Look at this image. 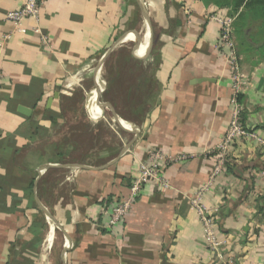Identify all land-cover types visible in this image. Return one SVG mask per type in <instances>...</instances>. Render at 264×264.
I'll list each match as a JSON object with an SVG mask.
<instances>
[{
    "label": "crops",
    "instance_id": "1",
    "mask_svg": "<svg viewBox=\"0 0 264 264\" xmlns=\"http://www.w3.org/2000/svg\"><path fill=\"white\" fill-rule=\"evenodd\" d=\"M22 1L0 0V264H215L189 199L209 177L232 111L218 25L206 15L226 10L202 0H45L38 21L26 18L17 32L6 13ZM125 45L158 87L138 123L104 99L106 62ZM239 59L244 123L264 134V56L239 51ZM90 78L100 81L93 102ZM78 120L93 133L78 131L58 157L65 127ZM150 149L186 157L165 166L167 188L143 184L109 227L97 205L126 196ZM228 159L203 201L218 207L217 235L229 238L235 263L264 264V154L244 138ZM60 171L74 181L63 183Z\"/></svg>",
    "mask_w": 264,
    "mask_h": 264
},
{
    "label": "built area",
    "instance_id": "2",
    "mask_svg": "<svg viewBox=\"0 0 264 264\" xmlns=\"http://www.w3.org/2000/svg\"><path fill=\"white\" fill-rule=\"evenodd\" d=\"M45 0H23L22 4L6 13V18L11 21L13 30L20 32L23 30L22 23L26 18H32L38 21L39 9ZM186 2L187 0H175ZM186 21L190 23V9H185ZM209 21L218 25V37L214 43L215 49L223 56L228 66L231 77V96L232 104L231 116L227 127L220 138V141L213 149V164L207 181L199 187L190 197V207L197 214L204 234V244L211 254L212 262L215 264H236L233 257L228 254L229 238H220L216 231V215L218 207L206 204L203 201L204 194L211 189L217 177L226 170V162L232 146L244 138L252 139L257 143V147L261 154H264V134L258 132L257 129H250L242 122L241 114L244 111L242 103L237 100L238 94H243L247 88L248 80L240 66V59L236 51V42L234 37V18L224 13L221 9L214 8L206 14ZM10 37L6 34L3 40ZM43 44H46V37L41 36ZM3 43V42H2ZM0 43V47L2 46ZM99 84L96 85L98 88ZM95 93V89L93 94ZM129 151L125 148L124 152ZM186 156H170L157 149H150L147 152L145 160L139 161L135 169V174L130 181L128 193L121 200H110L98 204L100 214L108 216L109 227L115 226L122 222L130 213V210L138 198L143 184L150 181L159 185V187L167 188L169 186L168 179L164 176V168L169 162L184 159ZM73 175L62 174L61 180L74 181ZM264 256V255H263ZM264 258V257H263Z\"/></svg>",
    "mask_w": 264,
    "mask_h": 264
},
{
    "label": "trees",
    "instance_id": "3",
    "mask_svg": "<svg viewBox=\"0 0 264 264\" xmlns=\"http://www.w3.org/2000/svg\"><path fill=\"white\" fill-rule=\"evenodd\" d=\"M202 1L224 8L227 14L234 18V37L237 41L236 51L238 56L239 51L257 52L264 56V0ZM106 69L107 89L104 99L124 119L138 123L149 111L151 102L156 97L158 87L154 75L147 72L148 68L141 60L134 58L128 48H121L118 52L112 53L106 62ZM242 97L241 93L237 95V100L240 103ZM75 98L80 99L81 96L77 94ZM69 109L73 108L69 107ZM79 109L80 107L76 108L73 113L79 114ZM243 113L244 111L241 114L242 122H244ZM89 125V123H84L81 120L69 122L68 126L65 127L68 133L67 139L58 144L57 156L67 158L69 149H66L65 146L69 144L66 141L74 140L78 131L91 135L94 127L90 125V128ZM99 133L103 134L102 130L97 128V134L99 135ZM229 161L227 159L226 169L230 166ZM232 169H236V165H233ZM61 172L57 173L58 179L62 175ZM121 199L107 197L103 202Z\"/></svg>",
    "mask_w": 264,
    "mask_h": 264
},
{
    "label": "rangeland",
    "instance_id": "4",
    "mask_svg": "<svg viewBox=\"0 0 264 264\" xmlns=\"http://www.w3.org/2000/svg\"><path fill=\"white\" fill-rule=\"evenodd\" d=\"M132 45V44H131ZM143 47V46H142ZM127 49L128 48V46H124V47H122V49ZM129 49V48H128ZM114 60V59H113ZM90 73V72H89ZM88 75V74H87ZM105 77H106V74H105ZM100 81H96V79L95 78H90L89 80H87V81H85V92H86V98H85V101H87V99L89 98V97H91L92 95H93V92H94V86H96L98 83H99ZM91 86H92V88H91ZM97 93H95V95H96ZM88 102V101H87ZM86 102V103H87ZM91 125V124H90ZM90 125H89V127H90ZM91 128V127H90Z\"/></svg>",
    "mask_w": 264,
    "mask_h": 264
},
{
    "label": "water",
    "instance_id": "5",
    "mask_svg": "<svg viewBox=\"0 0 264 264\" xmlns=\"http://www.w3.org/2000/svg\"><path fill=\"white\" fill-rule=\"evenodd\" d=\"M19 111L21 112V113H23V114H25V115H28L29 114V109H27V108H25V107H19ZM126 147H124L123 148V150L125 149ZM123 153H124V151H123Z\"/></svg>",
    "mask_w": 264,
    "mask_h": 264
},
{
    "label": "bare ground",
    "instance_id": "6",
    "mask_svg": "<svg viewBox=\"0 0 264 264\" xmlns=\"http://www.w3.org/2000/svg\"><path fill=\"white\" fill-rule=\"evenodd\" d=\"M141 31V30H140ZM90 101L93 102L94 101V98L93 97H90ZM93 104V103H92ZM123 120V119H122ZM49 243L47 244V248H49Z\"/></svg>",
    "mask_w": 264,
    "mask_h": 264
}]
</instances>
